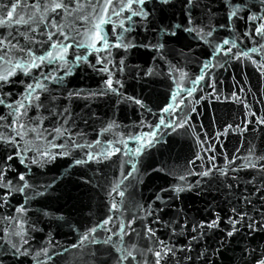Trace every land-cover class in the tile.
<instances>
[{
    "label": "water",
    "instance_id": "95a60500",
    "mask_svg": "<svg viewBox=\"0 0 264 264\" xmlns=\"http://www.w3.org/2000/svg\"><path fill=\"white\" fill-rule=\"evenodd\" d=\"M34 2L22 0L24 5ZM246 3L252 6V0H246ZM202 4H208L213 10L211 19L204 16L202 7L195 10L194 19L215 28L208 44L184 33L179 39L173 38L162 53L144 47L130 49L127 53L123 49H111L109 59L112 63L107 66L114 82L119 80L123 84L119 96L109 93L88 99H67L69 91L83 89L87 94L103 87L107 74L94 71L90 65L95 64L98 57H107L106 52L70 48L66 57L69 66L75 55H86L88 63L80 62L78 67H73V75L64 77L59 84L41 77V72L62 76L59 63H45L27 76L16 70V75L3 90L11 93L4 97L6 103L22 100L27 85L35 84L37 80L46 85V90H37L40 99H33L23 121L37 132H27L22 140L16 138L23 156L28 161L37 158L41 163L31 164L28 170L18 160L12 162L13 170L7 178L16 183L18 174L26 173L32 187L23 195L13 193L9 203L0 208L3 264H103L105 261L116 264L108 254V250L115 253L113 244L125 248L135 245L143 253V257L137 255L131 264H144L145 261L153 264L154 257L146 249L156 246L155 238H147L145 226L155 231L156 238L180 247L193 235L191 228L194 225L211 222L217 215L219 227L202 229L204 235L193 244V260L184 264H255V257L264 253V233L251 232L241 224L237 225L239 231L234 236H227L231 229L228 221L233 216L231 209H245L241 194H248L252 188L247 182L255 176L257 184L264 183V173L258 170L264 163L258 159L264 157V124L258 123L264 117V75L257 71L258 65L264 64V49L260 48L264 40L254 35H242L253 32V24L246 19L226 21L225 0H202ZM180 7L177 4L174 15L169 11L162 17L156 12L147 31L138 17L128 22L129 13L124 12L119 19L113 16L112 24L104 25V33L109 43H115V35L120 29L113 31L114 25L124 20L126 27L131 25L130 31L123 34L126 40L138 45L146 43L153 40L157 27L170 22L180 23L184 19ZM258 7L259 4L251 7V13H256ZM30 11L22 7L17 13L26 18ZM256 14H264V10ZM64 22L70 24L71 20L66 18ZM75 27L82 34L85 32L80 23ZM16 29L25 31L24 27L13 24L0 29V33L7 35L12 31L17 34ZM17 38L21 45L26 43L23 37L17 35ZM225 39L237 44L232 53L248 52L251 59L237 60L232 54L213 57V48ZM77 40L87 43L83 35ZM45 48L47 45L44 48L36 45L37 54H43ZM252 48L257 51L252 52ZM121 59L125 61L123 71L113 67L119 66ZM206 62L209 68L202 73ZM102 66L96 65L97 68ZM149 69L152 74L146 75ZM202 74L204 79L193 84V80ZM189 89H194L191 95ZM174 94H177L174 110L164 112L163 108L173 103ZM237 96L241 99L237 100ZM127 97L140 100L143 107ZM65 107L71 114L66 125L68 131L57 134L52 129L60 128L65 117L54 113H62ZM9 111L0 105V115L8 117ZM161 118L165 125L171 126L159 125ZM10 123L11 117L0 121V124ZM149 133H155V136H149ZM0 134L15 136L10 127H0ZM148 140L152 143L148 144ZM137 150H141L139 154ZM0 152L14 153V149L11 145L0 144ZM41 153H50L55 158L44 163L46 157ZM89 153L97 157L108 153L109 158L101 157L99 163L92 160L75 164L77 159L87 160ZM197 155L201 159H196ZM249 160L258 168L247 167ZM132 165H135V171ZM221 170L228 175H221ZM203 172H209V175L202 176ZM182 176L183 180L180 179ZM181 186L185 191L177 196L172 190ZM114 187L116 191H113ZM121 191L122 197L118 194ZM157 195L160 200H156ZM114 203L119 211H111ZM21 205L25 208L22 216L16 212ZM161 208L163 211H159ZM256 208H261L259 202ZM152 210L155 214L149 216L147 213ZM249 214L259 218L254 211L249 210ZM16 217H19L18 221L13 219ZM109 217L112 218L110 223L105 228H97L94 236L101 243L85 242L83 247H73L79 245L82 234ZM129 224L131 227H127ZM182 224L188 225L187 230L173 236L172 229L179 233ZM121 226H125L128 233L122 240ZM109 236L112 241L104 244ZM12 244L27 250L28 255L12 256ZM253 248L257 250L254 256L248 255ZM42 249H46L48 255H43ZM205 250L206 261L196 259L197 254Z\"/></svg>",
    "mask_w": 264,
    "mask_h": 264
},
{
    "label": "snow or ice",
    "instance_id": "6c2138e0",
    "mask_svg": "<svg viewBox=\"0 0 264 264\" xmlns=\"http://www.w3.org/2000/svg\"><path fill=\"white\" fill-rule=\"evenodd\" d=\"M214 2V0H210ZM227 5V15L226 21L246 19L247 21L253 24V32H244L242 35L248 37L250 35L258 36L260 39L264 40V14L260 13L264 10V0H252V6L256 7L259 4V7L256 10V13H251V7L248 6L246 0H240V2H234V0H225ZM179 4L180 11L184 16V19L180 23H168L163 24L162 27H157L153 33V40H148L146 43L136 44L131 40H126L124 33L129 32L131 25L129 27L125 26V21L120 20L118 24L114 25L113 31L116 28L120 29V33L115 35V43H109L108 36L104 33V25L112 24V17L115 16L118 19L122 16L124 12L129 13L126 17L128 22L133 20V17H138L140 21L144 22L145 31L148 30L147 25L152 24L155 19V13L159 12L163 17L164 13L171 11L174 15L176 6ZM148 5L152 7L149 8ZM22 7H27L31 9L30 12L26 14V18L23 15H19L17 10ZM203 8L204 16L211 19L210 13L213 11L208 4H202V0H116V3L113 0H86L85 3H82L81 0H35L34 3L30 5H24L22 0H0V13L3 15L0 16V29L11 27L13 24L24 27L25 31L20 32L19 29H16L14 34L12 31H9L7 35L0 33V105H3L10 109L8 117H11L10 124H0V127H10L13 132H15L14 137H5L3 134H0V144L2 145H11L14 149V153H3L0 152V208H3L9 203V197L13 193H19L23 195L26 190L31 189V185L26 179V173L18 174V180L16 183H13V180L8 179V174L13 170L12 162L18 160L21 165H24L26 169L30 170L31 164H39L41 161L37 158H33L31 161H28L26 157L23 156V150L19 149L17 142V137L19 139H24V135L27 132H37L36 128L29 129L24 121V117L27 115L28 107L32 105L33 99L39 101L40 97L37 94V90L40 91L46 90V85L42 83L41 80H37L35 84L27 85L25 89V95L22 100H17L15 103H6L5 96L11 95L10 92L4 93V88L9 84L10 78L16 75V70L22 72L25 76L29 75L33 69H39L45 63H59L60 67L63 69L62 76H51L44 75L41 72V77L43 80L53 79L58 84L62 83L64 77L72 76V68L78 67L80 62L85 64L88 63L86 55H75L74 60L69 66L67 60V53L70 48H84L92 49L96 52H106L107 57H98L96 63L90 65L94 71L107 74V79L104 81L102 88H99L96 91H89L87 94L84 93L83 89L69 91L67 94V99L71 100L73 98H82L88 99L90 97L105 96L109 93L120 95L119 88L123 87V84L116 80H113V74L111 69L107 66L112 63L111 59V49L119 48L123 49L127 53L130 49L137 47L151 48L156 52L162 53L166 45L173 39H179L180 36L184 33L193 36L195 39L204 42L205 44L209 43L208 38L212 37L215 28L211 25H202L200 20L194 19V12L198 8ZM251 13V14H250ZM59 18V19H58ZM68 18L71 20V23H65V19ZM76 23H80L81 26L85 28V32L82 34L78 28L75 27ZM222 27L226 26L225 24L221 25ZM207 27V31H205ZM17 35L23 37L26 41L24 45L20 44ZM83 35L87 43L77 40L78 36ZM39 37V38H37ZM55 38V39H54ZM15 41V43H13ZM258 43V41H256ZM97 44L100 47H97ZM36 45H39L41 48H45L43 54L38 55ZM227 46V47H226ZM237 44L234 40L230 41L228 39L223 40L220 44H217L211 53L213 57L217 55L228 56L232 54L235 59H251L248 55V52H242L239 54L232 53V49L236 48ZM261 49H264V44L260 45ZM252 52H256V48L251 49ZM255 63V61H253ZM125 61L121 59L119 61V66L113 65V67H118L119 71H123V66ZM7 65V67H5ZM96 65H103L102 67L97 68ZM223 67V65H221ZM209 68V63H204L203 68L201 69L202 73L204 70ZM257 71L261 72L264 75V64H259ZM146 75H151L152 70L149 69ZM183 75V74H182ZM204 79L202 74L197 79L193 80V84H198L201 80ZM116 85H119L117 87ZM214 87L215 85H211ZM194 89H189L188 94L191 95ZM243 91V89H241ZM235 95V94H234ZM129 100H134V97H127ZM237 100H240V97H236ZM172 104H169L167 107L163 108L164 112H171L174 110V106L177 103V94L172 96ZM136 104H140L143 107V104L140 100L135 99ZM243 102V101H241ZM39 107V105H37ZM54 115L64 116L60 128H53L52 131L57 134H62V132H67L68 128L66 125L71 119L70 111L67 107L63 109L62 113H54ZM255 116V113H252ZM8 117L0 115V121H5ZM258 123L264 124V117H262ZM159 125H165L163 118L160 119ZM157 125V127H159ZM171 126V125H165ZM183 126V124L179 125ZM231 127V126H229ZM149 136H155V133H149ZM99 143V141H97ZM148 144H151L152 141L148 140ZM79 147V145H77ZM116 151H119L118 149ZM141 150H137L139 154ZM41 156L46 157L44 163L48 162V159H54L50 153H41ZM102 158H109L108 153H102L100 157L95 156L94 154L89 153L88 159H77L75 160L76 165L86 164L89 161L95 160L97 163L100 162ZM196 159H201L197 155ZM258 159L264 160V157H259ZM194 163V161H193ZM247 167L252 169H257L258 166L256 163L251 160L248 161ZM133 171H135V165H132ZM258 170L261 173H264V163L259 165ZM235 171V170H234ZM131 175V173H129ZM202 176H208L209 172L201 173ZM221 175L227 176L228 173L221 170ZM181 180L184 177H180ZM236 179V177H233ZM252 185L251 190L248 194H241V199L244 202L245 209H237L233 207L231 209L233 216L229 218V224L231 229L227 232L228 237L234 236L239 228L237 225L243 224L249 231L264 233V183L257 184L256 177L253 176L251 180L247 182ZM51 187V185H48ZM229 188L232 187L231 184L228 185ZM113 191H116V188H113ZM164 191H168L165 189ZM177 196L179 193L185 191L184 187H176L172 190ZM43 194V193H41ZM121 197L124 193L121 191L118 193ZM159 195L156 196V200H160ZM261 204V208H256V203ZM249 210L254 211L257 215H250ZM25 208L21 205L16 209V212L23 215ZM111 211H119L116 204H112ZM163 211V209H159ZM149 216L155 214V210L148 211ZM19 220V217L13 218ZM111 217L103 221L102 224H97L96 226L88 229V231L81 235L79 245L74 244L73 247H83L85 242L91 243H101L96 241L94 236L97 232V228H105L108 223L111 221ZM158 222V221H154ZM22 227V225H21ZM127 227H131L129 224ZM219 227V216L208 223H199L194 225L191 228V238L187 241L186 244H183L180 247H177L175 244L170 242H165L162 239L156 238L155 231L148 226H145V234L149 240L155 238V247H147V252L150 253L153 257V264H170L174 261V264H184L185 261H192L193 257L191 255L193 251V244L198 243L200 238L204 235L202 229H214ZM188 228L187 224L180 225V232L177 233L176 229H172V235L178 236L183 234ZM111 231L110 229H106ZM19 235L20 233H15ZM125 231V226L120 228V239H123V235H127ZM112 241V237L109 236L104 244H109ZM26 242V241H25ZM112 247L115 249V253L111 250H108L109 258L115 259L116 264H124L125 261L128 264H131L132 261H135L137 255L143 257V253L133 245L131 248H125L113 244ZM12 256L22 257L28 255L27 250H21V247H18L16 244L11 245ZM256 249L253 248L248 252V255L254 256ZM41 253L43 255H48L46 249H42ZM136 253V254H134ZM177 253H180V256H177ZM7 253H5L6 255ZM39 255V254H38ZM95 255V253H93ZM196 259H207V253L201 251L197 254ZM0 264H3V256L0 255ZM107 264V261L103 262ZM147 264V261L144 262ZM255 264H264V253H261L260 256L255 257Z\"/></svg>",
    "mask_w": 264,
    "mask_h": 264
}]
</instances>
